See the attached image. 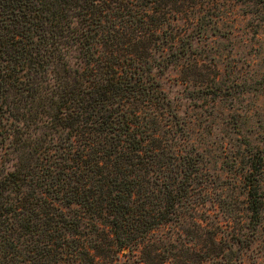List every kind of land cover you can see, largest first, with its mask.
<instances>
[{"label": "trees", "instance_id": "16d2710c", "mask_svg": "<svg viewBox=\"0 0 264 264\" xmlns=\"http://www.w3.org/2000/svg\"><path fill=\"white\" fill-rule=\"evenodd\" d=\"M222 2L0 0V264H261L258 173L213 196L155 73Z\"/></svg>", "mask_w": 264, "mask_h": 264}, {"label": "rangeland", "instance_id": "374dc122", "mask_svg": "<svg viewBox=\"0 0 264 264\" xmlns=\"http://www.w3.org/2000/svg\"><path fill=\"white\" fill-rule=\"evenodd\" d=\"M221 7V15H209L208 36L194 40L191 54L155 73L202 153L212 195L241 202L245 175L258 173L264 200V0H224ZM207 206L220 211L216 197ZM254 235L245 260L264 264V216Z\"/></svg>", "mask_w": 264, "mask_h": 264}]
</instances>
